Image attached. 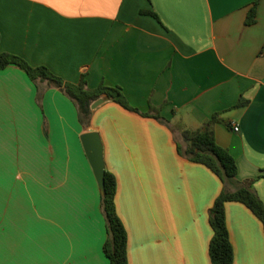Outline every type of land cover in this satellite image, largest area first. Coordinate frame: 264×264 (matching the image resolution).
I'll return each instance as SVG.
<instances>
[{
	"label": "crops",
	"instance_id": "1",
	"mask_svg": "<svg viewBox=\"0 0 264 264\" xmlns=\"http://www.w3.org/2000/svg\"><path fill=\"white\" fill-rule=\"evenodd\" d=\"M0 52L66 83L120 87L139 113L163 106L159 121L102 97L82 124L60 88L0 70V264H108L86 132L116 181L127 264H211L222 189L246 186L264 205V0H0ZM215 113L216 143L237 167L225 184L178 154L173 127ZM224 210L233 264H264L261 222L237 202Z\"/></svg>",
	"mask_w": 264,
	"mask_h": 264
},
{
	"label": "trees",
	"instance_id": "2",
	"mask_svg": "<svg viewBox=\"0 0 264 264\" xmlns=\"http://www.w3.org/2000/svg\"><path fill=\"white\" fill-rule=\"evenodd\" d=\"M256 6L257 2L249 10L245 21L246 25L255 23ZM142 13L158 20L157 15L153 12ZM9 66L18 67L33 82L46 81L60 88L75 104L82 124L88 123L91 116V105L102 97H106L125 110L159 121L163 120L160 116L163 106L150 105L146 113H139L137 109L128 105L120 87L106 86L101 83L97 88L89 89L83 76L77 84L66 83L45 66L33 67L16 55L0 52V70ZM244 105L245 102L239 100L234 108ZM219 122H222L220 114L215 113L199 127H186L178 123L173 127L180 132L184 141V147L180 145L176 147L178 154L186 157L192 163L203 165L225 184L236 176L237 167L228 150L216 143L214 129ZM115 195V178L111 173L105 171L100 205L105 220L107 238L102 250L108 264H127V233L116 211ZM227 202H237L248 208L261 222L264 230V205L257 195L246 186H240L235 191H229L224 187L209 210L208 222L212 230V238L209 242L208 254L211 264H233V249L225 221L224 207Z\"/></svg>",
	"mask_w": 264,
	"mask_h": 264
},
{
	"label": "water",
	"instance_id": "3",
	"mask_svg": "<svg viewBox=\"0 0 264 264\" xmlns=\"http://www.w3.org/2000/svg\"><path fill=\"white\" fill-rule=\"evenodd\" d=\"M102 102H103L102 99H99L98 101L94 102L91 105V109L96 108ZM80 140H81L83 149L86 153L88 162L94 172L96 181L102 192L105 170H104V163H103V157H102V146L98 138V135L95 132H86L81 135Z\"/></svg>",
	"mask_w": 264,
	"mask_h": 264
},
{
	"label": "built area",
	"instance_id": "4",
	"mask_svg": "<svg viewBox=\"0 0 264 264\" xmlns=\"http://www.w3.org/2000/svg\"><path fill=\"white\" fill-rule=\"evenodd\" d=\"M233 130H234L235 132H237V131H238V127H234Z\"/></svg>",
	"mask_w": 264,
	"mask_h": 264
},
{
	"label": "rangeland",
	"instance_id": "5",
	"mask_svg": "<svg viewBox=\"0 0 264 264\" xmlns=\"http://www.w3.org/2000/svg\"><path fill=\"white\" fill-rule=\"evenodd\" d=\"M179 142H182V143H184L183 139H182V140L180 139V141H179ZM179 144H180V143H179ZM225 183H226V182H225Z\"/></svg>",
	"mask_w": 264,
	"mask_h": 264
}]
</instances>
